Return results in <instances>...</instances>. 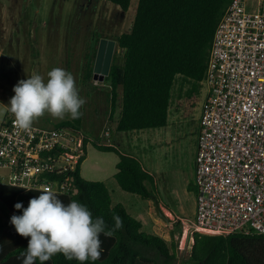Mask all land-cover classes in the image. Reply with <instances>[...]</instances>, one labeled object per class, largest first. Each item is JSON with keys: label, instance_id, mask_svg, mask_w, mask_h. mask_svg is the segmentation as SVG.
Listing matches in <instances>:
<instances>
[{"label": "trees", "instance_id": "obj_1", "mask_svg": "<svg viewBox=\"0 0 264 264\" xmlns=\"http://www.w3.org/2000/svg\"><path fill=\"white\" fill-rule=\"evenodd\" d=\"M127 12L131 0H106ZM232 0H139L132 28L120 34L107 82L110 85V121L117 132H132L166 127L172 103V90L178 79L188 83L184 103L196 104L208 69L216 30ZM187 113V114H189ZM186 114V113H185ZM186 114V115H187ZM83 117V115H82ZM80 119L61 122L57 127L80 131ZM116 118V119H115ZM7 120V118H6ZM89 141L85 139V145ZM102 152L116 153L115 179L122 190L146 200L157 199L156 179L146 172L135 157L120 153L113 145L94 143ZM74 174L77 194L58 195L65 203L76 200L86 205L93 219L103 217L109 227L113 214L123 220V228L108 238L101 234L99 260L84 264H174L176 254L167 241L142 231V223L122 204L112 205L105 183L88 181ZM151 185V189L149 188ZM37 190H24L0 184V264H23L18 259L26 251L30 237L20 236L10 223L13 215H22ZM190 258L185 264H264V235L232 234L210 236L195 233ZM36 264H40L39 261ZM44 264H79L63 254Z\"/></svg>", "mask_w": 264, "mask_h": 264}, {"label": "rangeland", "instance_id": "obj_2", "mask_svg": "<svg viewBox=\"0 0 264 264\" xmlns=\"http://www.w3.org/2000/svg\"><path fill=\"white\" fill-rule=\"evenodd\" d=\"M138 1L131 0L129 10L124 12L106 0H0V123L13 116L6 109L19 80L35 72L46 81L47 73L56 67L71 72L80 96L87 101L81 109L80 132L89 141L81 176L107 184L114 204H123L132 217L141 221L143 232L164 238L177 256L174 264H185L195 234L191 228L197 193L194 150L205 88L195 96L196 104L189 113L184 103L189 84L178 79L170 107L174 114L169 115L166 127L117 132L114 121L109 119V83L89 80L84 72V62L96 40L100 37L116 40L131 30ZM70 119L69 116L56 119L46 113L33 125L52 129ZM105 127L111 129L109 138L104 136ZM97 142L109 145L115 142L113 146L120 153L127 151L157 176L161 189L156 186L157 199L149 201L128 192L126 197L121 195L124 193L117 189L119 184L114 177L118 154L100 151L94 146ZM5 175L7 170L0 168V177ZM184 176L189 184L183 183ZM159 202L171 209L172 216L162 212L169 222L158 215Z\"/></svg>", "mask_w": 264, "mask_h": 264}, {"label": "built area", "instance_id": "obj_3", "mask_svg": "<svg viewBox=\"0 0 264 264\" xmlns=\"http://www.w3.org/2000/svg\"><path fill=\"white\" fill-rule=\"evenodd\" d=\"M202 86L191 228L210 236L264 235V0H232ZM13 120L0 123V168L7 170L0 184L77 194L86 137L70 127L33 125L25 133ZM103 133L109 138L111 129Z\"/></svg>", "mask_w": 264, "mask_h": 264}, {"label": "clouds", "instance_id": "obj_4", "mask_svg": "<svg viewBox=\"0 0 264 264\" xmlns=\"http://www.w3.org/2000/svg\"><path fill=\"white\" fill-rule=\"evenodd\" d=\"M13 92L6 110L14 116L15 128L25 133H30L34 122L46 113L61 120L65 116L80 119L87 103L79 94L73 74L59 67L47 73L46 81L33 72L29 78L19 80ZM39 192L38 197L29 200L27 208L16 203L15 209H23V213L10 218L20 236L30 237L26 251L18 257L23 258V264H44L57 254L79 264L95 262L102 254L101 234L114 237L124 226L118 214H113L114 223L109 227L103 217L93 219L86 205L76 200L65 204L51 188Z\"/></svg>", "mask_w": 264, "mask_h": 264}, {"label": "flooded vegetation", "instance_id": "obj_5", "mask_svg": "<svg viewBox=\"0 0 264 264\" xmlns=\"http://www.w3.org/2000/svg\"><path fill=\"white\" fill-rule=\"evenodd\" d=\"M110 41H114L116 42V45L114 47L113 50H111V47L109 45ZM116 47H117V41L113 40L109 37H100L98 40H96L95 45L93 47V50L91 51V53H89L86 57V60L84 62V72L87 75V78L89 80H91V78H93L96 82L100 81V78L98 77L97 79L94 78L95 73H94V69H95V65L98 59V54H99V50L100 48L102 49V52L100 54V69H101V73L103 70H105L108 62L110 64V69H111V65L113 62V59L116 55ZM110 73V71H109ZM109 75V74H108ZM108 75H106L104 77L103 81L100 82H104L107 81V77Z\"/></svg>", "mask_w": 264, "mask_h": 264}, {"label": "crops", "instance_id": "obj_6", "mask_svg": "<svg viewBox=\"0 0 264 264\" xmlns=\"http://www.w3.org/2000/svg\"><path fill=\"white\" fill-rule=\"evenodd\" d=\"M194 111V110H193ZM192 111V112H193ZM174 114V112L171 110H169V115H173ZM200 115H201V110H200V114H199V117H200ZM199 117H198V121H199ZM175 118V117H174ZM117 142V141H116ZM111 143V142H110ZM112 144V143H111ZM197 144H198V139H197ZM113 145H115L116 146V143L114 142L113 143ZM196 152H197V145L195 146V150H194V157L196 156L195 154H196ZM123 154H126V155H130V156H133V155H131V154H129V153H127V151L126 152H122ZM118 156V155H117ZM134 157V156H133ZM118 158V161H119V156L117 157ZM118 161H117V163H118ZM116 163V164H117ZM194 163H195V158H194ZM195 165V164H194ZM143 166V168H144V170L146 171V172H148L149 174H151V175H153V173H151L150 171H148V169H146V167L144 166V165H142ZM116 172H117V169H116ZM116 172H115V174H116ZM115 176V175H114ZM154 176V175H153ZM157 177V176H156ZM155 177V179H156V186H158V178H156ZM183 183H186V184H189V179H188V177L187 176H184V178H183ZM118 184V183H117ZM3 185V184H2ZM106 186H107V184H106ZM119 186V185H118ZM188 186V185H187ZM107 188H108V190L110 191V189H109V187L107 186ZM158 188H159V186H158ZM117 189H120L119 191H122L124 194H121V195H123V196H125L126 197V194H127V192H125L124 190H122L121 189V187L119 186V188L117 187ZM159 190L161 191V189L159 188ZM110 194H111V199H112V193H111V191H110ZM150 201V200H149ZM118 204H121V203H118ZM112 205L113 206H115V205H117V204H114V202H113V199H112ZM123 205V204H122ZM157 205L159 206V208H160V210L162 211V212H164L166 215H170V216H172V211H171V209H168V207H167V204H161L160 202L159 203H157ZM124 206V205H123ZM125 207V206H124ZM127 210V209H126ZM150 210V212H152V208H150L149 209ZM0 216L2 217V214L0 213Z\"/></svg>", "mask_w": 264, "mask_h": 264}, {"label": "water", "instance_id": "obj_7", "mask_svg": "<svg viewBox=\"0 0 264 264\" xmlns=\"http://www.w3.org/2000/svg\"><path fill=\"white\" fill-rule=\"evenodd\" d=\"M109 45H110V47H111V50H113L114 49V47H115V45H116V42H114V41H110L109 42ZM101 52H102V49L100 48V50H99V54H98V59H97V62H96V65H95V69H94V73H95V76H94V78L95 79H97L98 77L100 78V81H103L104 80V77L106 76V75H108L109 74V71H110V64H109V62H108V64H107V66H106V68H105V70H103L102 71V73H101V69H100V54H101ZM156 210H157V213H158V215L161 217V218H163L165 221H167V222H169L168 221V219L165 217V215L162 213V211L160 210V208H159V206L157 205L156 206Z\"/></svg>", "mask_w": 264, "mask_h": 264}, {"label": "bare ground", "instance_id": "obj_8", "mask_svg": "<svg viewBox=\"0 0 264 264\" xmlns=\"http://www.w3.org/2000/svg\"><path fill=\"white\" fill-rule=\"evenodd\" d=\"M168 216H169V214H168Z\"/></svg>", "mask_w": 264, "mask_h": 264}]
</instances>
